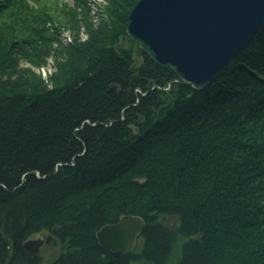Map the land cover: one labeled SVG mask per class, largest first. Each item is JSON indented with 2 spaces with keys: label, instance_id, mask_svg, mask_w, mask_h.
I'll return each mask as SVG.
<instances>
[{
  "label": "trees",
  "instance_id": "1",
  "mask_svg": "<svg viewBox=\"0 0 264 264\" xmlns=\"http://www.w3.org/2000/svg\"><path fill=\"white\" fill-rule=\"evenodd\" d=\"M72 1L0 0V264H42L40 235L49 264H264V28L199 90L116 47L140 0H114L44 80L18 61L44 63L49 22H88ZM124 216L146 222L128 255L96 237Z\"/></svg>",
  "mask_w": 264,
  "mask_h": 264
},
{
  "label": "water",
  "instance_id": "2",
  "mask_svg": "<svg viewBox=\"0 0 264 264\" xmlns=\"http://www.w3.org/2000/svg\"><path fill=\"white\" fill-rule=\"evenodd\" d=\"M262 28L264 0H140L130 15L128 34L157 64L202 90L251 45ZM145 226L139 216H124L104 226L96 237L102 248L128 255ZM53 238L29 239L24 247L38 254Z\"/></svg>",
  "mask_w": 264,
  "mask_h": 264
},
{
  "label": "rangeland",
  "instance_id": "3",
  "mask_svg": "<svg viewBox=\"0 0 264 264\" xmlns=\"http://www.w3.org/2000/svg\"><path fill=\"white\" fill-rule=\"evenodd\" d=\"M85 1L87 3L88 9H89L90 19L88 20V22L83 21L81 16H79L80 21H79L77 29L76 28L73 29L71 26H69L67 24L60 23V21H58L57 23H53V24L51 22H49L47 24V27L50 29L49 32L51 33V35L55 34L56 29H58L57 30L58 33L53 36V39L51 41V48H50L49 54L47 56H45L44 63H42L41 65H38V66H32L30 63L26 62L25 60H19L18 64L21 66L27 67V68H31L36 73L40 74V76L44 80H46L49 76H51L54 72H56V60L61 61L63 56L55 54L54 53L55 49L62 50L66 47H69L72 44H75L76 41H77V43H81V42L86 41L89 37V33H90L89 31L91 30V27H92V29H97L102 22H105V21L108 22L110 19L108 10H110V8H112L114 0H85ZM63 2H66L71 7H73V5H74L72 0H63ZM59 23H60V25H59ZM128 26H129V24H128ZM128 26H127V37L123 38V39L126 38L127 41H126V43H124L123 47L132 49L131 50L132 59L134 58L135 62H137L138 65L141 66L142 61H141L140 57H141L142 52H144V54H146L149 58H151V57L129 36ZM123 39H122V41H123ZM116 47L121 48V47H118V44ZM153 62L156 63L154 60H153ZM157 65L161 68H165V67L160 66L159 64H157ZM165 69H170V68H165ZM170 70H172V69H170ZM172 71L175 72L174 70H172ZM175 75H176V78L174 79L173 82L182 81L179 78V76L176 74V72H175ZM192 87H194V86H192ZM167 89H169V87ZM141 102H142L141 99L138 98L134 104H131V106L139 105ZM126 109H124V111L122 113L123 119L125 117L124 115H125ZM129 126L134 127L133 123L132 124L130 123ZM168 221L171 224L176 223V220L172 219V218L168 219ZM47 236L46 235H40V236L33 237L32 239L43 238L44 240H46ZM54 240L55 239L53 238L50 243L45 242L43 244V246L41 247L40 252L37 254V255H40L42 257V264L51 263L54 259H56L61 254V252H62L61 246L62 245L59 242H57V244H54L53 243ZM139 243H140V239L137 240V238H136L134 248L131 252H133L134 249H137V246L139 245ZM179 249H180V246L178 245L176 250L179 251Z\"/></svg>",
  "mask_w": 264,
  "mask_h": 264
}]
</instances>
